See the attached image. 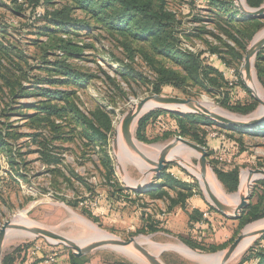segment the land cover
Wrapping results in <instances>:
<instances>
[{"label":"rangeland","instance_id":"obj_1","mask_svg":"<svg viewBox=\"0 0 264 264\" xmlns=\"http://www.w3.org/2000/svg\"><path fill=\"white\" fill-rule=\"evenodd\" d=\"M164 1L170 10L177 13L178 19L182 21L183 29L187 32L200 27L199 24L192 23L194 17L208 15L206 12L208 6L205 4L191 5L185 0ZM1 2L3 4L0 5V27H9L8 34L3 39L4 44L15 47L17 52L20 51L23 54L24 60L21 61L15 54L0 58V75L3 76L0 77V130L4 135H13L14 133L22 135L19 140L6 139L10 143V149L8 150L10 153L0 154V228L13 217L15 219L16 215L25 212L28 220L35 224V227L52 231L77 242L84 236L80 223L73 217L77 215L90 221L106 235L125 241L135 238L150 253L158 255L164 264H201L177 249L176 246L180 244L203 257L220 256L224 250L215 253L200 252L192 250L183 243L181 239L190 237V234L184 227H173L170 224L172 220L166 202L151 199L146 191H143V195L138 198L132 195L129 202L112 200L108 194L109 187L106 181L110 179L108 175L112 166L114 176L111 179L113 181L117 180L123 187L124 185L135 187L138 182L145 178L144 173L149 169L147 162L131 158L126 153L123 157L126 160H118L113 150L114 134L123 116L135 104L155 95L153 84L157 82V76L150 63L143 58L137 49L140 47H135L137 52L134 60H132L131 55L122 44L124 40L119 36L113 37L104 30H99L91 37L80 34L75 41L79 46L84 47L82 56L71 58L69 61L80 72L94 78L83 86H50L43 82V79L49 78L44 70V67H46L44 62L45 60L52 61L55 57L46 56L48 58L45 59V52L42 47L43 44H46L47 38H42L37 34L39 27L43 24L36 22L33 25L28 2H18L19 6L14 5L11 0H1ZM13 8H16L18 12H14ZM77 16L83 18L81 13H78ZM209 30L213 31V28L209 27ZM260 34L261 36L264 34V27L253 40L247 43L246 51L251 48L252 43ZM223 39L227 41V39ZM206 40L195 39L191 42L192 44L185 42L182 49H189L197 53L201 51L208 52L207 43L219 45L210 36H206ZM36 41H40L41 44H36ZM85 45H89L91 48L85 47ZM54 53L62 55L59 52ZM212 59L213 65H217L219 69L224 71L223 73L228 77L227 79L232 86L239 83L241 79L238 78L235 69L225 67L224 64L218 62L217 57L213 56ZM240 68L239 66V73ZM254 74L262 94L257 92L247 81L245 82L263 97L264 87L259 82L255 69ZM8 78L17 83L15 89L18 88L19 84L23 85L27 89L26 96L13 97V89L7 85ZM41 89L67 93L65 96L67 101L75 105L79 112L86 117H91L92 112L98 107L108 112L113 120V134L110 136L108 144L104 146L98 141L92 142L89 138L87 139L83 127L71 115V117L57 121V124L61 126L59 134H53L49 128H45L46 126L39 130L32 128L26 116H32L35 113L30 108L31 105H38L40 101L46 99L39 94L42 93L40 92ZM244 89V85L243 87L238 85L235 90L234 87L229 89V91H232L230 92L231 95H233L230 104L247 102L250 98L254 99L252 94ZM161 95L185 100L191 99L197 102H210L230 116L237 118L249 117L234 113L223 107L220 103L223 96H219L217 93L207 94L195 88H189L187 92H184L167 86L162 88ZM54 103H57L60 107L66 106L65 102L62 103V101L56 100ZM257 104V108L260 109L261 105L258 102ZM165 117L166 119L171 118L167 114H165ZM204 129L208 132L209 137L207 139L211 141L209 144H212L219 137L226 138L227 136L234 141H240L243 152H237L233 157V162L235 161V165L240 171V180L248 170L264 169L263 137L253 133L249 134L245 130L240 132L241 134H233V132L218 124L204 127ZM136 130L137 127L134 131L135 139H137ZM157 135L155 131L150 140H153V137ZM176 138V136H173L167 141L152 144L142 143L138 139L137 141L145 146L165 147L173 143ZM183 139L193 142L189 138ZM223 156L221 159L227 162L229 156ZM107 157L112 159L111 166L108 164ZM198 157L199 155L196 152L185 154L182 159H178L180 165H170L167 168V173L171 171L175 177L193 183L197 195L207 200L199 180L201 170ZM50 159L55 160L56 163L51 162ZM12 160L16 161L18 166L15 169L21 171L26 176V180L19 178L15 169H12L10 163ZM120 166L123 171H120ZM211 175L217 180L225 195L239 194L241 182H239L236 192L228 193L213 168H211ZM76 177H79V179ZM146 179L147 182H152V185L159 182L158 177L154 174L149 175ZM207 181L210 184L212 183L209 178ZM255 186H252V194ZM67 202L73 205L78 203L79 206L72 207ZM85 211L98 218L99 222L95 223L84 213ZM143 216L144 220L146 218L158 222L162 231L152 234L140 233L144 227ZM233 220L227 226H225L226 224L221 226L219 222L214 229H209L206 234H199V236L193 234V237H197L200 239L198 241L206 245H225L229 243L230 246L232 244L231 240L237 239L248 227L264 222V219L253 222L239 231L238 224L235 222L236 219ZM262 228H264V225ZM222 229L225 232H222ZM224 235H227V237L225 238ZM15 239L7 240L3 258L20 247L40 241L32 238V236L17 237ZM141 239L147 241L141 243ZM253 242L231 264H239L247 250L255 244ZM159 245H172L175 247L164 251L151 248V246L159 247ZM80 246H83V244ZM59 247L69 255L68 248ZM95 257L101 258L103 262L109 264H147L144 260L140 259L139 261L131 258L124 251L117 249L99 251L95 253L93 259Z\"/></svg>","mask_w":264,"mask_h":264},{"label":"trees","instance_id":"obj_2","mask_svg":"<svg viewBox=\"0 0 264 264\" xmlns=\"http://www.w3.org/2000/svg\"><path fill=\"white\" fill-rule=\"evenodd\" d=\"M11 1L18 6V2H28L33 25L36 22L43 24L39 27L37 34L42 38H47L46 44H43L42 47L45 52V59L48 58L46 56L55 57L52 61L45 60L44 62L46 66L44 70L49 78L43 79V82L50 86H83L94 78L80 72L69 60L82 56L84 47L79 46L75 41L80 34L91 37L99 30H104L113 37L119 36L124 40L122 44L131 55L132 60L136 56L137 46L140 47L137 49L143 58L150 63L157 76V82L153 84L155 95H160L162 88L167 86L184 92H187L189 88H195L207 94L217 93L219 96H223L220 101L221 105L234 113L247 116L257 109V101L253 98H250L247 102L230 104L233 95H231L230 92L232 91H229V89L234 87L235 90L238 85L243 87V83L240 80L238 84L232 86L227 79L228 77L223 73L224 71L212 63V57H217L219 63L224 64L228 69H235L238 78L241 79L238 69L239 66L241 67L247 52V43L253 40L264 27V17L260 19L244 17L235 0H198L197 2L185 0L191 5L205 4L208 6L206 9L208 15L193 18L192 23L199 24L200 27L194 28L190 32L183 29L182 21L178 19L177 13L170 10L164 0ZM246 2L253 9L264 5V0H246ZM2 4L0 0V5ZM13 10L18 12L16 8H13ZM78 13H81L83 18L77 16ZM209 27L213 28V31H210ZM8 28V26L0 27V58L15 54L22 61L24 57L20 51L17 52L15 47L4 44L3 39L8 34ZM206 36L212 37L219 45L207 43L208 52L201 51L197 53L189 49H182L185 42L192 44L191 42L195 39L206 40ZM36 44L41 43L36 41ZM85 47H89V45H85ZM54 52H59L62 55H56ZM254 66L257 78L264 87V49L258 53ZM0 77L3 76L0 75ZM7 81V85L13 89V97L26 96L27 89L23 85L19 84L18 88L15 89L17 83L10 78ZM40 92L42 93L39 94L46 99L40 101L38 105H31L30 108L35 113L32 116H26L32 128L39 130L46 126L45 128H49L53 134H59L61 126L57 124V121L71 115L83 127L87 139L89 138L92 142L98 141L104 146L108 144L110 136L113 134V120L108 112L98 107L92 112L91 117H86L79 112L75 105L67 101V97H65L67 93L61 91L51 92L43 89ZM56 100L62 101V103L65 102L66 106L60 107L57 103H54ZM165 114L171 118L166 119ZM214 125L216 124L196 114L155 110L140 120L136 130V138L145 144L167 141L173 136L191 139L195 144L207 149L209 161L219 181L228 193H233L237 191L240 182V171L235 165V161L233 162V157L237 152L242 153L243 149L240 146V141H234L228 136L217 138L218 143L216 145L214 142L209 144L211 141H208V132L204 127ZM227 129L233 134L244 132L240 128L230 127ZM155 131L158 135L150 140ZM246 132L264 138V128H255ZM8 138L19 140L22 135L16 133L4 135L0 130V154L10 153L8 151L10 149ZM223 155L229 156L227 162L221 159L224 157ZM107 158L108 164L111 166L112 159ZM50 161L56 163L55 160L50 159ZM10 163L12 169L18 166L15 160L10 161ZM167 170L158 176L159 182L152 185L146 194L153 200L166 202L168 212L171 213L175 208L185 209L187 201L197 193L194 191L195 185L193 183L175 177L171 171L167 173ZM15 171L19 178L22 180L27 179L21 171L18 169H15ZM109 171L108 176L110 179L106 183L109 187L108 194L112 200L129 202L132 195L137 198L143 195L142 192H132L125 189L117 180L113 181L111 179L114 176L113 166ZM76 178L79 179V177ZM67 204L72 207L79 206L78 203L73 205L67 202ZM208 211L210 217L204 225H201L203 221L201 211L193 210L189 213L190 237L181 240L195 251L210 253L223 251L229 246V243L225 245H206L198 241L200 239L197 237H193V234H197V236L199 234L204 235L209 229H214L218 215L225 218L224 221H219L221 226L225 224L227 226L233 220L220 214L210 205ZM84 213L95 223L99 222L98 218L90 212L85 211ZM262 219H264V181H259L255 186L248 208L240 218L233 221L237 222L240 231L247 225ZM143 223L144 227L140 232L142 234L162 231L158 222L152 219L147 220L145 218L144 220L143 216ZM231 242L233 243L234 239ZM263 242L264 236L247 250L239 264H264ZM39 243L42 244L45 253L53 250L60 252L63 250L59 246L51 247L42 240ZM31 247L32 245L23 246L13 251L12 254L5 255L3 264H14L15 255L19 254L24 258L19 264H24L28 260ZM41 258L43 260L44 254L31 258L29 260L31 261L30 264L39 261ZM85 262V258H76L73 252L69 250V258L66 264H84Z\"/></svg>","mask_w":264,"mask_h":264},{"label":"water","instance_id":"obj_3","mask_svg":"<svg viewBox=\"0 0 264 264\" xmlns=\"http://www.w3.org/2000/svg\"><path fill=\"white\" fill-rule=\"evenodd\" d=\"M238 9L241 14L246 18H254L260 19L264 17V5L260 8L253 9L247 5L246 0H235ZM264 49V38L250 48L244 57L242 66L240 68V75L242 83L245 89L252 94L254 99L261 105V108L264 109V102L260 100V98L254 93V91L247 86L244 73H250L251 69H255V59L258 53ZM252 61V63H251ZM155 102L158 104V107L143 113V109L149 102ZM187 107L189 110L184 111L181 108ZM256 109L253 113L247 115L249 117H234V116H221L216 113L210 112L209 110L202 107L197 101H193L191 99H181L171 96L165 95H153L148 97L141 102L135 104L133 108H131L121 119L119 124L117 125L114 139H113V150L118 153L119 141H118V131L120 132L122 138L127 143L131 142L132 132L134 133L135 128L137 127L140 120L146 116L147 113L152 112L154 110H165L180 114H196L204 117L208 121L212 123L218 124L223 128H240L245 131H251L255 128H264V110ZM134 130V131H132ZM137 140V139H136ZM177 148H190L194 152H196L198 157V164L200 166V183L205 191V195L209 204L216 209L220 214L224 215L230 219H238L242 216L243 212L248 208L250 200L252 198V186H255L257 182L264 181V169H256V170H248V180L249 187L246 195H242L240 197V202L233 209L229 204L217 198L210 190V187L206 184V177L211 175V163L209 161V153L206 148L190 142L183 138H176L175 141L164 147L162 152L160 153L158 159L156 161H151L146 157H142L145 162L149 165V169L144 173V179L137 183L135 187L124 185L125 189H128L132 192H143L147 191L151 186L152 182H147V177L151 174L156 175L157 177L165 172L167 168L172 164H178V161L169 159V155ZM118 159V158H117ZM120 171H123L120 166ZM213 177V176H212ZM241 182V180H240ZM205 187V188H204ZM14 218V217H13ZM13 218L8 222L4 223V225L0 228V264H3V256H4V247L7 242L8 232L15 228L19 231L27 232L34 239L43 240L45 242L51 243L55 246H64L73 252V255L76 258H83L92 254H95L102 250L107 249H117V250H131L137 256L142 258L147 264H164L159 256H155L150 253L143 245H140L135 238L129 239L128 241L122 240L117 237H109L107 239H103L97 241L88 246H80L75 241L54 233L52 231L42 229L39 227H31L26 225H16L13 222ZM264 236V228H261L255 232L246 233L242 232L234 242L227 247L221 254V261L219 264H227L231 261L235 252L239 249L241 244L249 239L254 238L255 241ZM254 241V242H255Z\"/></svg>","mask_w":264,"mask_h":264},{"label":"bare ground","instance_id":"obj_4","mask_svg":"<svg viewBox=\"0 0 264 264\" xmlns=\"http://www.w3.org/2000/svg\"><path fill=\"white\" fill-rule=\"evenodd\" d=\"M260 36H261V34L256 37L255 41L252 43L251 48L254 45H256L257 43H259L264 38V34L261 37ZM251 63H252V61H251ZM244 77H245V81H247L250 85H252L253 88H255V90L257 92L262 94L259 86L257 85L256 76L254 74V69H251L249 74L247 72H245L244 73ZM248 87H250V86H248ZM253 88H251V89L254 91V93L260 98V100L262 102H264V96L261 97L257 92H255V90ZM198 103L202 107H204L205 109L209 110L210 112L216 113V114L221 115V116H230L228 113H225V112L221 111L219 108L213 106L212 105L213 103L201 102V101L198 102ZM156 107H158V104H156L155 102L151 101L145 106V108L143 109V113H146L147 111L155 109ZM181 109L184 110V111L189 110V108H187V107H183ZM132 131H134V130H132ZM118 141H119V148H118V153H117L118 160L119 159L126 160V159L123 158L124 157V153H126L128 156H130L131 158H134V159L144 160L142 158L144 156V157H146L149 160L154 162V161H156V159H158L160 153L164 149L163 146H145L143 144H140L135 139L133 132H132L131 142L127 143L126 141L123 140L120 132L118 131ZM121 151H122V154H121ZM193 152L194 151L192 149H190V148H177L173 152H171V154L169 155V159L178 161V159H180V158L182 159V156H184L185 154H192ZM174 153H175V155H174ZM186 161H188V160H186ZM208 178L212 181L211 184L207 181ZM205 182L210 187L211 192L217 198H219L220 200H222V201L226 202L227 204H229L233 209H234V206L236 207L238 205V203L240 202V197L242 195H246V193L248 191V187H249V180H248V173L247 172L241 178V188H240V191H239L238 195H232V196L225 195L223 193L222 188L220 187L219 183L217 182V180L214 177H212V176H207ZM212 185H214V186H212ZM73 217H75V219L80 223V226H81L82 230L84 231L83 232L84 233L83 238L80 241H77L76 242L77 244L78 243L80 245L83 244V247H85V246L91 245V244H93V243H95L97 241H100V240L107 239V238L111 237L109 235H106V233H103L102 231H100L95 225L90 223V221H88V220H86V219H84L82 217H79L77 215H74ZM15 219L13 218V222L16 225H26V226L35 227V224L31 223L28 220L25 212L16 215ZM263 225H264V222H260V223H257L255 225H251L250 227H248L245 230V232L246 233L255 232V231L261 229L263 227ZM75 226H77V225L75 224ZM26 236H30V234L27 233V232L19 231V230L15 229V228H12L8 232L7 240L8 239L16 240L15 238H17V237H26ZM143 241H147V240L141 239V243H144ZM253 241H255L254 238H249V239L245 240L241 244L239 249L235 252V254L233 255L231 261H229L227 264H231L241 252H243L245 249H247L252 244ZM150 245H152V244H150ZM172 247H175V246H172V245L171 246H162V245L160 246L159 245V247L151 246V248H153V249H155V248L157 249L158 248L159 251L172 249ZM176 247H177V249L181 250L183 252V254H185L186 256L190 257L191 259H194V260L198 261L201 264H219V262L221 261L222 254L220 256H214V257H212V256L211 257H209V256L208 257H203V256H200V255L194 253L193 251H191L187 247L183 246L182 244H180L179 246H176ZM121 251H124L125 254L127 256L131 257V258L138 259L139 261H140V259H142L139 256H137L134 252H132L131 250H121ZM155 256L158 257V255H156V254H155ZM142 261H143V259H142Z\"/></svg>","mask_w":264,"mask_h":264},{"label":"crops","instance_id":"obj_5","mask_svg":"<svg viewBox=\"0 0 264 264\" xmlns=\"http://www.w3.org/2000/svg\"><path fill=\"white\" fill-rule=\"evenodd\" d=\"M218 143V140L214 141V144L216 145ZM147 192V191H146ZM209 202L202 198L200 195H194L191 199L187 201L186 208H175L171 213H169V216L171 217L172 222L170 223L173 225V227L180 226L181 228L184 227L187 232H189L191 229H189V213H191L193 210H199L202 213L209 212L208 211V206ZM211 206V205H210ZM217 216V215H216ZM215 216V217H216ZM225 218L222 216L216 217V222L218 223L219 221H224ZM184 231V229H182ZM222 232H225L224 229L221 230ZM226 238L227 235H224ZM60 252V251H59ZM13 252H10L12 254ZM95 254H92L90 256L83 257L85 258V263L84 264H109L105 263L101 260V258H94L93 256ZM92 256V257H91ZM69 255L66 254L65 251L60 252V262L66 264L68 261ZM31 258H28L27 261L24 262V264H30L31 261H29ZM24 258H22V255H15V260L14 264H19L21 261H23ZM33 264H44L42 262V258L39 261H35Z\"/></svg>","mask_w":264,"mask_h":264},{"label":"built area","instance_id":"obj_6","mask_svg":"<svg viewBox=\"0 0 264 264\" xmlns=\"http://www.w3.org/2000/svg\"><path fill=\"white\" fill-rule=\"evenodd\" d=\"M193 2H197L198 0H191ZM210 217L209 212L203 213V221L201 222V225H204L205 221ZM43 241V240H42ZM45 242V241H44ZM47 245L51 247H57L51 243L45 242ZM40 254H44V258L42 262L44 264H64L60 262V252L57 250H53L49 253H45V250L41 243L36 242L32 244L31 250L28 253V258H35Z\"/></svg>","mask_w":264,"mask_h":264}]
</instances>
